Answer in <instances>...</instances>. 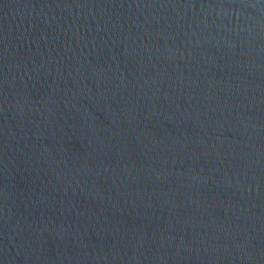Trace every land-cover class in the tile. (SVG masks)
<instances>
[{
	"label": "water",
	"instance_id": "obj_1",
	"mask_svg": "<svg viewBox=\"0 0 264 264\" xmlns=\"http://www.w3.org/2000/svg\"><path fill=\"white\" fill-rule=\"evenodd\" d=\"M0 264H264V0H0Z\"/></svg>",
	"mask_w": 264,
	"mask_h": 264
}]
</instances>
